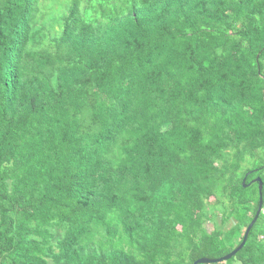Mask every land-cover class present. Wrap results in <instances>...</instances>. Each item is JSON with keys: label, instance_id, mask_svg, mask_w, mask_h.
Wrapping results in <instances>:
<instances>
[{"label": "trees", "instance_id": "16d2710c", "mask_svg": "<svg viewBox=\"0 0 264 264\" xmlns=\"http://www.w3.org/2000/svg\"><path fill=\"white\" fill-rule=\"evenodd\" d=\"M257 178L264 0H0V264L221 259Z\"/></svg>", "mask_w": 264, "mask_h": 264}, {"label": "water", "instance_id": "95a60500", "mask_svg": "<svg viewBox=\"0 0 264 264\" xmlns=\"http://www.w3.org/2000/svg\"><path fill=\"white\" fill-rule=\"evenodd\" d=\"M245 182H246V179H244V181H243V186H245ZM255 182L259 183V205H258V209H257V212L255 214L253 221L250 223V225L248 226V228L245 231V234H244V237H243L241 244L237 248H235L231 253H229L227 256H225L221 259L212 260V259L204 258V259H199L194 264H221V263H226L227 261L231 260L232 258H235L237 256V254L243 249V247L247 243L251 229L254 227V225L256 224V222L260 216V213L263 209V204H264V201H263V183H262L260 178H257L255 180Z\"/></svg>", "mask_w": 264, "mask_h": 264}, {"label": "rangeland", "instance_id": "374dc122", "mask_svg": "<svg viewBox=\"0 0 264 264\" xmlns=\"http://www.w3.org/2000/svg\"><path fill=\"white\" fill-rule=\"evenodd\" d=\"M233 262H234V263H238V260H237V259H235Z\"/></svg>", "mask_w": 264, "mask_h": 264}]
</instances>
